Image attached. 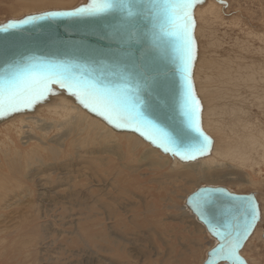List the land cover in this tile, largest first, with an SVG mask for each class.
Returning a JSON list of instances; mask_svg holds the SVG:
<instances>
[{"label":"rangeland","instance_id":"rangeland-1","mask_svg":"<svg viewBox=\"0 0 264 264\" xmlns=\"http://www.w3.org/2000/svg\"><path fill=\"white\" fill-rule=\"evenodd\" d=\"M90 3L0 0V26ZM190 11L193 92L201 127L211 139L209 150L184 159L136 128L117 127L119 123L107 114L86 107L82 96L55 84L38 100L17 105L16 110L6 102L0 112V264H206L220 241L191 205V196L203 187L256 197L259 219L240 253L245 264H264V161L242 167L230 160L211 165L199 160L212 153L213 145L240 144L253 140L251 136L264 140V0H196ZM237 57L243 71L231 73L232 84L240 74L247 82L230 95L243 100L235 104L231 96L230 106H224L220 96L225 90L207 80L209 74L201 63L226 58L233 66ZM255 74L260 86L253 81ZM62 95L113 128L120 140L82 144L74 142L75 134L65 138L66 129L56 128L37 140L42 132L36 130L35 135L27 123L19 124L24 133L18 134L21 113L33 115ZM124 132L140 136L145 143L132 148L121 137ZM39 143L61 151L53 155L38 147L36 154L31 148ZM151 146L160 151L152 152ZM174 156L185 164H175Z\"/></svg>","mask_w":264,"mask_h":264},{"label":"water","instance_id":"water-1","mask_svg":"<svg viewBox=\"0 0 264 264\" xmlns=\"http://www.w3.org/2000/svg\"><path fill=\"white\" fill-rule=\"evenodd\" d=\"M58 12L74 13L75 10L48 12L31 16L40 19L26 24L13 21L0 26V28H8L9 25H17L15 28H8L7 31H0V77L4 76L10 65L29 64L66 65L79 67L81 70H103L109 77H114L117 73L146 72L154 77L155 91L147 94L141 92L145 104H152L150 111H145L143 106L141 107L144 122H133L116 116H112V119L119 124L138 129L164 149L167 148L171 153L184 159L200 157L209 150L211 139L201 127L198 107L193 119L203 136L208 138L207 147L202 153L185 150L183 147L177 152L175 146L163 137V132H167L181 139L183 144L189 141L190 134L186 132L187 117L183 104L188 83L192 86V96L195 95L192 60L187 64V72L183 71L186 54L182 52V41L171 36L161 37L154 21L146 16L137 17L134 27L130 29L121 25L120 13L91 16L52 15ZM130 31L132 39H129ZM113 33H115L114 37ZM189 34L192 38V27ZM97 51L102 52L103 55H97ZM182 55L185 57L184 61L181 60ZM53 84L60 86L58 83ZM65 89L69 90L66 87ZM69 91L76 92V89ZM6 102H8L7 96L4 104ZM205 199L213 201L208 209L211 223L201 215L200 209ZM246 203L255 204L257 219L252 220L250 216L244 214L242 205ZM191 205L196 215L209 230L215 232L220 241L206 264H217L220 261L245 264L240 251L259 219L256 197L251 194H236L225 188L203 187L191 196ZM248 222L252 226L248 228L247 236L239 241L241 246L237 249V255L240 259L237 261L230 256L229 249L243 234Z\"/></svg>","mask_w":264,"mask_h":264},{"label":"snow or ice","instance_id":"snow-or-ice-1","mask_svg":"<svg viewBox=\"0 0 264 264\" xmlns=\"http://www.w3.org/2000/svg\"><path fill=\"white\" fill-rule=\"evenodd\" d=\"M196 0H91L85 7H80L72 12H58L52 15H99L102 13H120L121 25L133 28L137 17L146 16L154 21L155 28L161 37H175L183 42L182 52L186 54V63L183 71L187 72V64L191 63L192 38L190 29L193 19L190 9ZM40 17H29L19 23L26 24ZM17 25H9L8 28H15ZM8 28H0V31H7ZM97 35H99L97 33ZM115 33H113V37ZM129 32V39H132ZM97 55H103L97 51ZM184 55L181 60L184 61ZM58 83L62 88L69 90L76 89V93L82 96V103L86 107H91L93 112L98 111L108 119L112 116L123 117L133 122H144L145 118L141 107L145 111L152 109V104H145L141 98V92L151 93L155 91L154 77L146 72L117 73L114 77H109L103 70H90L79 67H69L66 65H10L6 69L3 77H0V112L4 108L5 96L8 98V107L16 110L20 104L28 105L38 100L45 92L50 90V85ZM183 104L185 108L186 132L189 135L187 144L176 136L163 132L164 139L175 146L178 152L181 147L185 150L202 153L207 147L208 138L203 136L198 124L193 119L198 101L192 96V86L190 83L184 92ZM97 105V106H93ZM150 123V122H149ZM117 127H125V124H117ZM163 131V130H161ZM166 150H169L166 148ZM213 201L205 199L201 205V215L206 219L209 217L208 209ZM244 214L250 216L252 220L258 218L255 204L246 203L242 205ZM252 224L247 223L243 234L232 244L229 249L230 256L239 260L237 249L241 246L240 239L248 234V228Z\"/></svg>","mask_w":264,"mask_h":264},{"label":"bare ground","instance_id":"bare-ground-1","mask_svg":"<svg viewBox=\"0 0 264 264\" xmlns=\"http://www.w3.org/2000/svg\"><path fill=\"white\" fill-rule=\"evenodd\" d=\"M211 9L212 8L209 6L210 11H212ZM236 59H237V63L234 64L233 66H231L230 63L225 62L227 60L226 58H224L222 62L213 61V60L212 61L211 60H209V61L204 60L201 63L203 70L207 74H209V75H207V80L212 81L214 83L216 82L217 84H219V86H221V88L223 90L226 91V92L224 91V94H222L220 96V97H223L222 104L224 106H230L232 101L229 98H231V96L235 97V100H234L235 104H239L243 100L240 97L237 98L238 96L235 94L230 95L231 91L235 92L237 90L238 92H240L244 83L247 82V81H245L244 78L241 77V74H240V77H238L236 84H232L234 76H231V73H233V72H235V73L240 72L241 73V71H243L242 70V60L240 59V57H237ZM237 70H240V71L237 72ZM253 81L259 82V77H257L256 74L253 76ZM263 81H264V79H263ZM260 85H261V79L259 82V86ZM207 96H208L207 100L210 102L211 100H209V99L211 98V95L207 94ZM26 114H27V112H23V113H21L20 117L17 118L18 125H16V127H17L18 132H19L18 134H21L22 132L24 133V131H22V125H19V124L27 123L28 126L30 127L31 131L34 132L35 135L38 134V133H36V130H38V131L40 130L42 132V136H40V137L35 136V137H37L36 138L37 140H44L48 136L50 131L54 128H56L57 130H63V129L65 130L66 129V132L64 135L65 138L69 135L72 136V134H75L76 138L73 139L74 142L76 140H80V141H83V142H81L82 144L88 143L90 145V144L101 143V141H104V140L105 141L106 140H112V141L113 140H120L119 135H117L116 131L113 128L109 127L101 119L90 114L80 104L76 103L70 97H68L66 95H62V96L58 97V99H56L55 101L45 103L43 106L38 107L33 115H26ZM239 121H240V119H239ZM9 123H10V121H9ZM5 125H6V123L4 124V126ZM12 125L15 126V122ZM6 126L8 127V125H6ZM18 137H19V135H18ZM121 137L129 140V142H130L129 145L132 148L133 147L136 148V146L138 144H144L145 143L144 140L142 138H140V136H137L132 132H124L121 134ZM254 137L255 136H251V138L253 140H251V139L241 140L240 144L239 143L236 144L233 142L232 143L227 142L222 147H217V146L215 147L213 145L212 153L208 156H204L202 158H199V160H201L206 165L207 164L211 165V164H214L215 162H218L219 159H221V160L223 159V160H230V161L236 162L238 165H240L242 167H253L256 163H258V160L264 161V140H256ZM9 140H11V142L13 144H15V142L11 138H9ZM18 140H19V138H18ZM11 142H10V146H11ZM74 142H73V144H74ZM73 144H71L72 148H73ZM60 146L62 147L63 145L60 144ZM35 147H36L35 149H33V148H31V149L34 151L36 150V154L38 151V149H37L38 147L50 151L53 155H58V153L61 151L58 147H55V146L45 147V145L43 143H39ZM68 148H69V145H68ZM15 149H16V152L17 151L20 152V149L17 150L18 148H16V147H15ZM253 149L256 150L254 152V154H256L257 157L253 154V152H251ZM34 151H32V152H34ZM131 151H132V149H131ZM151 151L154 152V151H160V150L158 148L152 147ZM7 154H9V153H7ZM5 155H6V153H5ZM17 155L19 157L20 154L18 153ZM41 158H42V155H41ZM41 158H38V159L40 161H42ZM174 158H175V160H174L175 164L181 165V164H185V162H186L184 160L183 161L180 160L179 157H177V156H174ZM13 160H15V158ZM21 160H19L17 163H15L16 167H18L19 164L23 163L24 160H22V161ZM26 160H29V159L26 158ZM26 166H28V165H26Z\"/></svg>","mask_w":264,"mask_h":264}]
</instances>
